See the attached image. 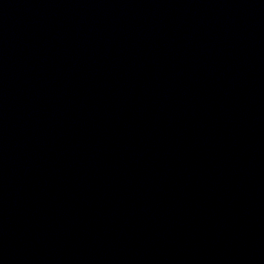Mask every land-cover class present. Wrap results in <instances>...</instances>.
<instances>
[{"label":"water","instance_id":"95a60500","mask_svg":"<svg viewBox=\"0 0 264 264\" xmlns=\"http://www.w3.org/2000/svg\"><path fill=\"white\" fill-rule=\"evenodd\" d=\"M0 264H264V0H0Z\"/></svg>","mask_w":264,"mask_h":264}]
</instances>
